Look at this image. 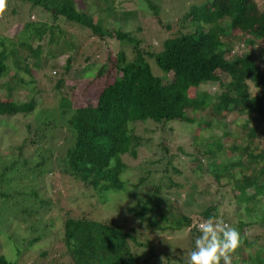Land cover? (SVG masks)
Returning <instances> with one entry per match:
<instances>
[{
	"label": "trees",
	"instance_id": "1",
	"mask_svg": "<svg viewBox=\"0 0 264 264\" xmlns=\"http://www.w3.org/2000/svg\"><path fill=\"white\" fill-rule=\"evenodd\" d=\"M15 1L40 8L53 22L62 20L63 23L86 29L88 36L83 34L85 37L92 35L100 38L107 35L119 42L114 58L109 62L115 76L104 81L92 102L73 106L68 96H60L57 100L58 117L25 125L26 135L22 141L28 140L31 144L38 143L54 131L62 134L60 140L46 138V146L40 147V150H44V156L35 159L34 166L39 168L49 162L47 170L39 168L41 173L56 172L67 183H80L87 197L82 196V193L79 198H88L86 206H93L91 199H103L108 193H122L128 185L131 189L127 193L134 199L128 210L136 213L138 222L149 231L188 229L208 218L223 220L226 224L230 222L224 215H219L218 202L212 199L205 202V197L210 195L209 182L213 181L215 191L228 188L234 203L241 205V210L234 212L233 226L241 230V244L232 253V264H264V149L258 150L252 145L258 133V119L264 115V89L251 97L244 95L242 105L239 106L242 107L240 113H246L245 122H236L226 130L224 118L216 117V126L210 128L207 142H200L196 146L193 142L197 139L192 140L191 151L184 153L189 156L188 172L197 179L203 176L208 179L206 184L199 187L195 184L197 182L188 180L191 184L187 186H192V191L196 190L194 200L200 201L198 209L191 211L193 216L181 214L178 218H172L164 210L165 206L162 210L159 202L163 189L181 187L180 183L172 181L170 174L166 177V185H154L145 181L151 168L144 170L143 174H137L134 181L129 183L123 173L126 169L133 170L138 163L131 162L135 161L142 140L135 129L137 124L147 121L160 123L161 129L165 131L166 124L172 121L196 126L205 123L206 130L209 121L194 116L195 113L202 112L206 107L210 110L227 109L230 101L226 97L220 98L216 105L209 106L207 95L195 94V88L200 84L210 79H219V75L228 76L226 84L233 87L237 88L241 83L244 90L245 79L264 84V48L256 44L258 40H264V0L260 3L256 0H222L226 6L220 15L212 11V5L220 0H199V4L190 5L180 16V33L165 37L158 50L151 44L143 45L142 40L134 37L131 31L122 30L120 23L134 17L130 12L118 14V11L112 10L107 18L94 14L91 17L88 11L76 7L75 0ZM104 1L106 4L103 5L109 9L112 1ZM147 7L159 27L168 30L170 22H163L157 4L147 0ZM108 22L111 23L110 29L106 27ZM137 29L140 30L139 27ZM234 30L240 32L236 36L247 34L249 43L251 41L244 53L238 50L239 47H234L236 39L231 36ZM13 31L9 34L0 33V117H23L35 109L36 103L32 98L17 100L11 93L18 87L23 88L22 85L33 84L31 77H35V71L41 68L40 50L43 47L59 45L60 51L68 54L61 66L62 74L54 81L55 94H59L64 87L76 96L78 90L84 91L95 83L90 77H72L70 67L82 57L83 48L75 47L71 41L75 35H71L69 44L63 38L65 29H61L57 22L49 24L46 21L27 20L14 26ZM16 32L19 35L14 37ZM46 33L49 38L42 46ZM56 55L51 54L52 57ZM150 60L161 71L159 75L153 73ZM107 71L112 72V69ZM107 71L106 75L109 74ZM169 73L170 78H167ZM23 75L30 77V80L26 81ZM52 77L41 78L50 81ZM7 96L9 100L2 101ZM167 129L170 130V127L167 126ZM218 129L221 131L217 135ZM227 133L234 135V141L225 146L229 154L217 155L223 148L221 139ZM212 138L217 143L214 147L212 144L215 141H211ZM23 144L15 146L18 152ZM158 148L163 155L151 163L149 161L148 165L163 161V170L171 166L173 174H181L179 166L183 164L178 167L171 164L176 157L175 153L164 143H160ZM64 187L65 184L54 191L56 198L53 199L51 196L41 197L36 190H31L37 208L30 212L26 210L27 219L32 222L27 224V231L30 232L35 229L34 224L42 219L51 223L55 219L60 220L63 252L56 256L61 257L58 263L63 259L70 264H145V254H154L150 243H142L137 239L133 226L125 228L114 221L84 216V211L74 213L73 207H61L59 195L66 192ZM190 195L193 196L192 193ZM8 197L9 194L0 191L1 199ZM69 201L77 202L72 197ZM52 209L57 210L53 219L47 216ZM12 229L14 233L16 229ZM2 230L6 229H0V233ZM250 230L257 232L249 238ZM5 233L9 239H13L7 231ZM45 234L46 231L28 239L24 248L30 247ZM198 235L200 233L193 227L187 238L188 255L194 249V240ZM140 247L146 250L138 251ZM249 248L252 252L247 251ZM55 263L50 261V264ZM0 264L14 263L0 252Z\"/></svg>",
	"mask_w": 264,
	"mask_h": 264
},
{
	"label": "rangeland",
	"instance_id": "2",
	"mask_svg": "<svg viewBox=\"0 0 264 264\" xmlns=\"http://www.w3.org/2000/svg\"><path fill=\"white\" fill-rule=\"evenodd\" d=\"M75 1L76 7L82 11H88L91 17L92 14H94L102 18H107L112 10L118 11V14L130 12L134 17L132 20L127 19L125 22L120 23L122 30L131 31L134 37L142 40L143 45L151 44L155 46L157 50L165 37L175 36L180 33L181 22L179 19L180 16L188 10V7L192 4H199V0H149L157 4L163 22H170V27L165 31L159 27L155 22V18L151 16L147 7V0H107L108 3L112 1L109 9L103 5L106 4L104 0ZM256 1L258 3L261 2V0ZM225 6L226 3L224 1H217L212 5V11L220 15L225 9ZM27 20L46 21L49 24L57 22L61 26V29H65L63 38L68 42L71 40V35H75L71 41L74 42L75 47L83 48V55L78 61H75L71 65L70 73L73 78L90 77L95 80V83L84 91L78 90V95L76 96L73 91L67 90L64 87L60 89L59 94H55L53 89L54 81L62 74L61 66L64 63V57L68 54L65 55L64 52H61V46L59 45L48 46L40 50L42 65L40 69L35 71L37 73L35 77H31L34 80L33 84H21L23 88L18 87L13 94L11 93L14 99L25 100L29 97L32 98L36 104L34 106L35 109L26 116L0 117V191L9 194V197L6 199L0 198V229H6L5 231L2 230L0 233V252L14 264H50L51 260L55 261V264H70L67 260L65 261L63 259H61L59 263L57 262L61 257L56 256L63 252V246L60 242L61 222L59 219H55L53 223L46 222L42 219L37 224H34L35 229L32 232L27 231V224L32 223L27 219V212L37 208V203L31 195V190H36L41 197L51 196L53 199V197L56 198L55 194H53L55 193L54 191L65 184L64 189L66 192L59 195V205L64 208H66L65 206H68V208L73 207L74 213L84 211V216L114 221L115 223L123 225L125 228L133 226L137 239L142 241V243H150L154 250L153 255H149L148 253L145 254L147 257L145 259V264H185L189 251L187 245L188 235H185L187 229L181 228L179 230H166L162 232L146 230L143 224L138 222L136 213L133 214L128 210L134 200H132V197L130 198L127 193V191L131 189L128 185L125 186L126 191L115 194L108 193L103 199L99 197L98 200L91 199L93 206L88 204L86 206L88 198H86V200H84L85 198H83V200L79 198L85 191L80 183H67L68 181L64 180L65 178L63 179L62 176V178H60L56 172H51V174L47 171L46 173H41L39 168L47 170L49 168V162L42 164V167L40 166L39 168L34 166V160L39 159L40 156H44V150H40V147L46 146L44 145V143L47 142L46 138L52 137L60 140L62 134L54 131L50 133L51 135L40 140L38 143L31 144L28 140L22 141L23 137L26 135L25 125L28 123L35 124L37 121H44L53 116L58 117L57 100L60 96H68L73 106L85 102H92L94 94L102 86L104 81L107 82L115 76L114 69L110 66L109 62L114 58L115 50L119 42L115 38H110L107 35L100 38L92 35L85 37L83 34H87L85 32L87 31L86 29H80L77 26L69 25L70 23H63L62 20L53 22L51 21V17L40 8L15 0H7L6 11L0 15V33H13L14 26ZM110 24L109 22L107 23V29H110ZM137 27H139L140 30H138ZM239 33V31L234 30L231 36L236 39V45L234 47H239L238 50L244 53L251 44V41L249 43V38L246 33V36H236V34ZM17 35H19L18 32H16L14 37H17ZM48 38L49 34L46 33L42 46L46 44L45 41L48 40ZM245 38H247V41ZM256 44L264 48V40H258ZM85 47H87V49ZM235 48L233 49L236 50ZM96 52H98V54H95ZM51 54L57 55L52 57ZM86 56H89V58H86ZM149 64L154 74L159 75L161 73L151 60ZM107 69H112V72L107 71ZM104 70L109 74L106 75ZM50 74L53 76L50 81L46 80V78H41L51 77ZM223 76L224 77L219 75V79L214 78L207 80L205 83L197 86L194 91L197 95H207V99L210 103L209 106L216 105L218 100L224 97L230 101L226 110H210L209 107H206L202 112L195 113L194 116L209 121L207 125L209 128L206 130L204 129L206 127L205 123V125L196 126V124H187L179 121L167 123L165 131L161 129L160 123L157 124L151 121L135 126L136 132L142 136V140L138 146V154L135 161H131L138 162L137 165L134 166L133 170L126 169L123 172L126 182L129 183L134 181L137 174H143L145 172L144 170L151 168L149 170L150 175L145 180L147 184L156 185L160 183V185H166L168 182L166 177L170 174L169 176L172 178V181L180 183L181 187H171L168 190H164V188L159 203L162 206V210L165 206L164 210H167L168 215H171L172 218H178L181 214L193 216L194 214H192L191 211L198 209L200 201L194 200L196 190L192 191V186H187L191 184L188 180L192 179L197 182L195 183L197 187L206 184L208 181L204 176L197 179L196 176L194 177L188 172L189 165L187 162L189 156L184 153L191 151L192 140L197 139L193 142L196 143V146L200 142H207V137L210 136L209 134L211 132L210 128L216 126V117L224 118L227 124V126H225L226 130L235 125L236 122L238 124L245 122L247 117L246 113H240L242 107L239 106L242 105L241 102L243 97L246 95L251 97L258 91L264 89V84L258 83L257 81L252 82L249 79L243 80L246 85L245 90L242 88L240 82V86L238 85L236 88L226 84L227 80L229 81V77ZM23 78L26 81L30 80V77L26 75H23ZM167 78H170V73L167 75ZM66 85H68V83H66ZM1 98L2 96H0V99ZM8 100L9 96L2 99V101ZM167 126L170 127V130L167 129ZM256 126L258 128V133L252 145L258 148V150L264 149V115L259 117ZM220 131V129L216 131L217 135L220 134ZM233 136L234 135H231V133H227L222 137L223 148L220 152H217V155L229 154L225 146L234 141ZM211 141L214 142L215 138H212ZM23 142L24 144L22 148H20V152H18L15 146L21 145ZM160 143H164L172 153H175L176 157L171 163L172 165L178 167L181 163L183 164L179 166L181 168V174H173L171 172V166H169L166 171L163 170V161L158 164L153 163L154 167L148 165L149 161L151 163L161 158L163 155V152L158 148ZM216 144L215 141L212 147ZM8 145L9 147H7ZM178 148L182 151L178 150ZM209 183L208 191L210 195L205 197L207 200H205V202H208L210 199H212L213 202H218L219 215H224L230 221L227 222V224L234 226V212L240 211L241 205L234 203V199L228 188L217 192L215 191L216 186L213 181ZM60 190L62 191V189ZM191 193L193 196L190 195ZM84 195L87 197V192L82 194V196ZM70 197L76 199L77 202L69 203ZM56 214L57 210L52 209L47 216L52 218V216ZM12 228L16 229L14 233H12ZM6 231L13 236V239H9L5 233ZM45 231L46 234L42 239L33 242L30 247L24 248L28 239L37 234L45 233ZM238 231L241 232V230ZM256 232L257 230H250L249 235H247L250 238V236ZM53 233L56 236H54ZM55 237L57 239H55ZM143 250H146V248H138V251ZM247 251L252 252L250 248L247 249ZM41 253H43V255H41Z\"/></svg>",
	"mask_w": 264,
	"mask_h": 264
},
{
	"label": "clouds",
	"instance_id": "3",
	"mask_svg": "<svg viewBox=\"0 0 264 264\" xmlns=\"http://www.w3.org/2000/svg\"><path fill=\"white\" fill-rule=\"evenodd\" d=\"M7 0H0V15L6 11ZM115 215V214H114ZM195 227L200 233L194 240V249L186 257L185 264H232V253L241 244L240 232L223 220L208 218L190 226L185 235Z\"/></svg>",
	"mask_w": 264,
	"mask_h": 264
}]
</instances>
